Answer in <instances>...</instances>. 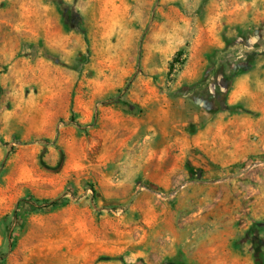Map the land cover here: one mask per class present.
<instances>
[{
  "label": "rangeland",
  "instance_id": "obj_1",
  "mask_svg": "<svg viewBox=\"0 0 264 264\" xmlns=\"http://www.w3.org/2000/svg\"><path fill=\"white\" fill-rule=\"evenodd\" d=\"M0 264H264V0H0Z\"/></svg>",
  "mask_w": 264,
  "mask_h": 264
},
{
  "label": "trees",
  "instance_id": "obj_2",
  "mask_svg": "<svg viewBox=\"0 0 264 264\" xmlns=\"http://www.w3.org/2000/svg\"><path fill=\"white\" fill-rule=\"evenodd\" d=\"M21 201H25V202L31 203L32 205H37L38 207H46L49 204L54 202V200H41V201L38 202V204H36L35 202H32L31 200H26V199L20 198L16 202V207L14 208V213L15 214L17 213V208H18L19 203H21Z\"/></svg>",
  "mask_w": 264,
  "mask_h": 264
},
{
  "label": "water",
  "instance_id": "obj_3",
  "mask_svg": "<svg viewBox=\"0 0 264 264\" xmlns=\"http://www.w3.org/2000/svg\"><path fill=\"white\" fill-rule=\"evenodd\" d=\"M240 172H238V173H236V174H234V175H237V174H239Z\"/></svg>",
  "mask_w": 264,
  "mask_h": 264
}]
</instances>
